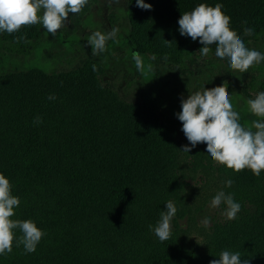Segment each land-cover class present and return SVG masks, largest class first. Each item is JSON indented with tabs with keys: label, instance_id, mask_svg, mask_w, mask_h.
Instances as JSON below:
<instances>
[{
	"label": "trees",
	"instance_id": "obj_1",
	"mask_svg": "<svg viewBox=\"0 0 264 264\" xmlns=\"http://www.w3.org/2000/svg\"><path fill=\"white\" fill-rule=\"evenodd\" d=\"M97 1L86 5L79 18ZM145 3L152 10L128 0L129 41L123 45L131 60L134 52L142 56L144 79L158 92L142 91L139 101L121 98L104 85L111 54H91L59 70L78 59L74 37L53 39L39 24L0 33V173L21 200L13 219L32 220L46 233L35 252L25 253L14 244L11 253L0 255V264H209L223 250L240 252L250 264H264V171L256 177L250 169L235 173L227 168V175L216 181L192 184L187 174L215 162L205 144L190 153L180 150L191 145L175 115L183 91L174 84L196 80L199 90L227 81L241 123L249 126L258 119L247 101L264 91V62L241 74L215 56L214 46L202 56L198 50L203 45L181 36L178 20L201 3H221L246 46L264 53V0ZM244 27L255 34L244 36ZM20 36L30 43H17ZM164 40L174 42L169 46ZM57 46L62 47L58 60L52 57ZM63 53L72 55L66 63L60 59ZM199 58L205 69L189 70ZM35 62L45 68L27 67ZM168 68L174 69L169 78ZM163 106L170 118L162 116ZM37 116L42 123H34ZM229 179L234 183L225 187ZM212 184L225 193L233 194V189L241 211L234 220L203 227L201 241L193 231L209 201L201 190ZM169 200L178 211L170 239L161 242L149 225L156 226Z\"/></svg>",
	"mask_w": 264,
	"mask_h": 264
},
{
	"label": "clouds",
	"instance_id": "obj_2",
	"mask_svg": "<svg viewBox=\"0 0 264 264\" xmlns=\"http://www.w3.org/2000/svg\"><path fill=\"white\" fill-rule=\"evenodd\" d=\"M89 0H0V33L12 34L22 27L41 25L45 32L53 37L67 26L70 14L81 13ZM136 6L142 10H152V5L145 0H136ZM221 3L209 6L201 3L193 10L184 12L178 20L181 36L199 41L203 47L198 51L202 56H208L215 47V56L227 60L230 69L241 74L247 73L254 65L264 62V53L246 46L242 38L230 27V17L222 11ZM244 25L247 21L242 22ZM118 29L102 33L94 32L88 37L87 44L91 46V54L98 56L107 51L109 41L118 43ZM251 27L243 28L244 36L254 35ZM17 43H30L27 36L16 38ZM171 45L174 41L164 40ZM167 58V57H165ZM132 59L138 71L144 68L142 56L134 52ZM228 82L213 88H203L184 98L181 95V111L175 115L182 123L181 131L188 144L182 146V151L190 153L198 144L206 145V152L212 160L226 166L235 173L250 169L253 175L259 177L264 171V91L258 92L254 99L247 101L249 111L258 119H253L249 126L241 123V115L235 111L227 91ZM54 100V95H49ZM34 123H42L37 116ZM225 187L234 183L229 179ZM13 186L10 180L0 173V255L13 251V246H23L25 253H33L46 233L37 227L32 220L13 219L21 200L12 194ZM226 205L223 215L227 220H234L241 211V204L234 200L233 194L221 190L212 198L210 207L219 208ZM178 209L169 200L166 210L161 211L160 219L153 228L158 239L163 242L172 235L171 221ZM204 227L210 225V217L201 220ZM209 264H250L247 258L242 259L240 252L223 250L219 259H212Z\"/></svg>",
	"mask_w": 264,
	"mask_h": 264
},
{
	"label": "rangeland",
	"instance_id": "obj_3",
	"mask_svg": "<svg viewBox=\"0 0 264 264\" xmlns=\"http://www.w3.org/2000/svg\"><path fill=\"white\" fill-rule=\"evenodd\" d=\"M92 0H89V3ZM88 3V4H89ZM128 9V0H98L97 3L92 4L91 10L87 13L86 16L79 18L80 13L78 14H70L69 21L67 26L64 27L56 37H52L53 39L63 36H68V39L72 37L78 41L76 45V53L78 59L74 64L66 63L67 59H70L72 55L63 53L61 56V60L66 63L63 66H60L59 70L65 68H71L74 65H77L80 60L90 57L91 55V46L87 44L88 37H90L94 32L100 31L102 33L111 31L113 28L118 29L117 40L118 43H113L109 41L107 44V51L109 55L111 54L110 66L109 69L106 71V75L104 77V85L112 88L116 93L126 100L132 101H139L141 97L142 91H148L152 94H158L156 88L149 83L147 80L144 79L142 71H138L135 67V63L133 60L129 58V55L126 53V50L123 49V45L125 44L128 39L127 30L129 28V20L126 16V12ZM119 16V19H115L114 16ZM78 19V21H76ZM44 30V29H43ZM44 34H47L44 30ZM48 35V34H47ZM46 35V36H47ZM50 35V34H49ZM72 35V36H70ZM122 46V47H121ZM62 47L58 49V46L53 49L52 57L58 60V52L61 51ZM32 66H40L45 68V64L42 62H35L29 64L27 67ZM205 69L204 66V59L199 58V62L194 63L190 66L189 70H193L195 73L202 71ZM173 68H168L166 71L167 78L171 76V72H173ZM165 72V71H164ZM188 72V71H186ZM149 75V74H148ZM174 84L181 87L183 91V96L187 98V96L191 93L196 91H202V89L197 90L195 87L196 80L193 81L191 84H186L185 80L179 79V81H174ZM222 83H218V86ZM190 89L187 92L185 87ZM256 94V93H253ZM162 116L166 118H170L172 113L170 110L163 106L161 110ZM208 162H204V166L199 169V171L194 174H187L188 180L194 184L196 180L198 182H203L204 180H213L216 181V178L220 175H227L226 174V166L214 164H207ZM206 172L213 177H209ZM220 189L215 186L214 184L210 185L208 188H204L201 190L202 196L204 199L208 198V202L206 203L205 207L199 212L197 216V226L193 231V237L197 240H203V224L201 220L204 217H210V225L208 228L213 225L214 222L218 220H223L226 218L223 215V212L226 208L225 205H221L217 209H213L210 207V203L212 198L219 192ZM233 196L235 195L233 189Z\"/></svg>",
	"mask_w": 264,
	"mask_h": 264
}]
</instances>
